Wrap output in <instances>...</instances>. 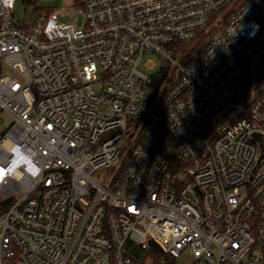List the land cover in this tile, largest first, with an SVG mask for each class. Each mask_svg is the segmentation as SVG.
Here are the masks:
<instances>
[{"label": "built area", "instance_id": "2783aa9c", "mask_svg": "<svg viewBox=\"0 0 264 264\" xmlns=\"http://www.w3.org/2000/svg\"><path fill=\"white\" fill-rule=\"evenodd\" d=\"M63 2L0 0V264H264V0Z\"/></svg>", "mask_w": 264, "mask_h": 264}, {"label": "rangeland", "instance_id": "374dc122", "mask_svg": "<svg viewBox=\"0 0 264 264\" xmlns=\"http://www.w3.org/2000/svg\"><path fill=\"white\" fill-rule=\"evenodd\" d=\"M64 6L63 0H32L31 2H25L23 0H17L13 15L15 21H33L34 17L41 11H48L54 8H62ZM103 84L97 82L94 84V88L97 92H101ZM10 124V118L6 119L4 124L0 125V138L8 128ZM95 179L100 180V176L95 175Z\"/></svg>", "mask_w": 264, "mask_h": 264}, {"label": "trees", "instance_id": "16d2710c", "mask_svg": "<svg viewBox=\"0 0 264 264\" xmlns=\"http://www.w3.org/2000/svg\"><path fill=\"white\" fill-rule=\"evenodd\" d=\"M245 1L246 0H234V7L242 5ZM203 32L204 31H202L199 34V36L196 40L189 42V43H182L180 46V50L182 52H185L187 54V56H191L194 54L199 55V53L203 50L205 44L209 40V36H207V34H204ZM155 87H157V85H155ZM126 163H127V157H125L122 160L120 169L125 168Z\"/></svg>", "mask_w": 264, "mask_h": 264}]
</instances>
